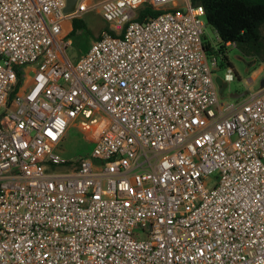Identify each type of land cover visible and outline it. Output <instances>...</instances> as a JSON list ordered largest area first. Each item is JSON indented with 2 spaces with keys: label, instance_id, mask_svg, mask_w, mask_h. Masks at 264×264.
Returning <instances> with one entry per match:
<instances>
[{
  "label": "built area",
  "instance_id": "obj_1",
  "mask_svg": "<svg viewBox=\"0 0 264 264\" xmlns=\"http://www.w3.org/2000/svg\"><path fill=\"white\" fill-rule=\"evenodd\" d=\"M66 6L0 0V264H264V85L220 99L190 0ZM93 7L114 34L72 62L65 24Z\"/></svg>",
  "mask_w": 264,
  "mask_h": 264
},
{
  "label": "rangeland",
  "instance_id": "obj_2",
  "mask_svg": "<svg viewBox=\"0 0 264 264\" xmlns=\"http://www.w3.org/2000/svg\"><path fill=\"white\" fill-rule=\"evenodd\" d=\"M81 19L85 23V27L79 29L74 35L66 36V40L70 41V45H68L66 51L72 62H76L79 56L86 53L92 43L102 35L104 30L111 29L108 22L98 13L95 7L85 11ZM205 36H207L212 47L217 49L219 45L217 33L207 23L205 26ZM227 56L228 61L224 60V62H222V58L219 56L220 65L215 69V72L216 75L224 78L228 73V69L233 68L234 80L229 83L225 96L220 97V99L235 100L229 97L232 92L249 91V93H254L258 91L261 87L260 80L264 76V62L257 63L255 58L251 59L242 56L234 45L228 47ZM252 60L255 63L248 66V63L252 62ZM33 73L34 71L30 72L31 75ZM90 114L91 111L87 110L84 112V117L88 118ZM98 118L95 116L94 120ZM83 125L84 122H78L75 126H71L68 129L60 150V153L66 158L79 160L91 151V140L88 138L85 129L82 128Z\"/></svg>",
  "mask_w": 264,
  "mask_h": 264
},
{
  "label": "trees",
  "instance_id": "obj_3",
  "mask_svg": "<svg viewBox=\"0 0 264 264\" xmlns=\"http://www.w3.org/2000/svg\"><path fill=\"white\" fill-rule=\"evenodd\" d=\"M190 2L193 6H203L206 23L217 33L219 44L217 50L212 47L207 36H204V46L208 53H217L221 56L222 62L228 61L227 43L231 42L242 56L255 58L257 63L264 62V0H190ZM167 10L168 8L157 9L145 3L138 9L136 20L144 22ZM72 24L73 28L68 35H74L85 27L81 17L73 18ZM108 30L114 34L112 29ZM15 91L16 89L12 91L9 103Z\"/></svg>",
  "mask_w": 264,
  "mask_h": 264
},
{
  "label": "water",
  "instance_id": "obj_4",
  "mask_svg": "<svg viewBox=\"0 0 264 264\" xmlns=\"http://www.w3.org/2000/svg\"><path fill=\"white\" fill-rule=\"evenodd\" d=\"M77 2H78V0H67V6H66L65 11L66 12H71L76 7ZM254 63H255L254 61L250 62V63H248V66H251ZM215 81H216V84H217V87H218V93H219L220 97L225 96L226 90H227V88L229 86V82H227L220 75H216L215 76ZM260 83H261V86L264 85V76L261 78ZM248 92L249 91L232 92L229 97L230 98H234V99H238V98H241V97L245 96L246 94H248Z\"/></svg>",
  "mask_w": 264,
  "mask_h": 264
},
{
  "label": "crops",
  "instance_id": "obj_5",
  "mask_svg": "<svg viewBox=\"0 0 264 264\" xmlns=\"http://www.w3.org/2000/svg\"><path fill=\"white\" fill-rule=\"evenodd\" d=\"M86 1L88 2L89 6L92 7V6H96V5L98 6L104 0H96V1L95 0H86ZM180 4L183 5L182 3H180ZM97 11H98V13H100L98 9H97ZM72 28H73L72 21L71 22H66L65 29H66L67 35L70 33ZM30 69H32L31 66L26 67V70H30Z\"/></svg>",
  "mask_w": 264,
  "mask_h": 264
}]
</instances>
